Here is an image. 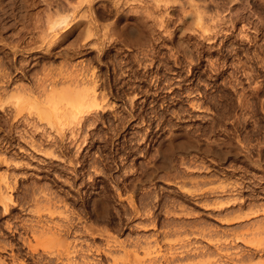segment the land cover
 Wrapping results in <instances>:
<instances>
[{
	"label": "rangeland",
	"instance_id": "1",
	"mask_svg": "<svg viewBox=\"0 0 264 264\" xmlns=\"http://www.w3.org/2000/svg\"><path fill=\"white\" fill-rule=\"evenodd\" d=\"M14 1L11 0L8 3L12 2L11 4H13ZM261 1L264 4V0ZM3 2L4 0H0L2 16L0 17V34H4L5 38L9 36V40L14 41L12 36H17L15 33L22 25L15 15L16 12H20V8L17 4H13V7L11 4L7 5L5 3L7 0ZM98 2V4L104 3L103 0ZM244 32L249 33L247 35L244 33L245 37L243 32L241 33L242 41L238 37L239 35H236L228 39L229 41L224 38V42H227L229 46L232 43L238 45L240 43L242 50H248L249 53L256 52L258 46L256 41L258 40L259 44H264L262 35L257 38L253 37V35L256 36V32L252 30L248 29ZM253 38L256 41H253ZM9 40L5 39L3 44L0 42L2 44H0V59L11 63L15 55L9 48L13 44L9 43L11 42ZM216 42L220 43V41L214 43L204 41L199 45L202 52H198L191 41L186 44L184 50L181 47L183 54L181 51L180 53L176 52L174 59L171 57L172 53L167 50L171 48L170 42L161 46V52H157L153 59L152 56H144L128 48L119 50L120 46L109 50L101 61L92 59L91 66L94 65L95 70L104 79L108 78L109 82L98 90L100 92L98 103L101 105L98 113L96 112V115L95 113H85L81 123H78L79 120L76 119V123L79 125L75 123L76 120L72 119L71 122V117H65L62 120L63 124L58 126V123L48 126L45 119L44 121L41 119L42 121L39 122L36 115L32 116L27 112L28 110H17L14 107L15 99L9 98V91L12 87H8L9 94L5 92L6 96L3 97L2 103L3 107L10 112L0 111V190L5 189L7 183L13 185L8 190L16 204L8 213H5L0 202V245H4V242L5 245L11 242L13 245L16 244L14 247L20 246L18 258H23L27 248L22 246L19 237L20 231L23 230H21V224L34 220L37 218V214L31 210L29 212L24 210L17 203L28 201L26 206L30 207L33 203L30 202V195L34 189L40 187L51 198L54 197L55 200L60 198L61 200L59 203L56 202L59 208L55 207V209L58 210L51 209V217L55 221L61 222L68 215L72 217L75 212H78L81 216L83 215L84 224H95L100 230L110 231L108 234L110 233L111 240L110 238L106 239V236L96 239V243L98 242L103 248L111 250L112 253L116 251L113 253L117 257L114 258L115 260H111L110 256H101L104 258L105 264H240L236 258L241 256L244 257V264H264V230L244 228L245 226L247 228V222L251 216L248 219L227 221L223 212L234 213V208L238 207L236 204H232L234 208L231 205L232 207L225 210L209 204L213 203V198L217 199L216 196L227 199L226 194H222L223 197L220 196L221 194L210 193L211 188L224 186L230 180L231 182L235 181V178L239 176L237 173L235 175L224 173L225 177L228 176L226 178H231L227 180L222 176L224 180L223 183H220L222 178L213 176L210 178L211 174L221 172V167L228 169L230 164L234 167L248 168L244 163L230 158L223 166H220L215 156L208 155L200 159L203 160L204 166H208L207 169L191 168L187 169L189 171L187 173L184 172V167L180 162L183 153L181 152V154L179 149H174L163 167L154 168L162 159L161 145L179 139L180 144L195 139L206 145L212 143L213 147L223 150H228L232 146L242 149L243 145L244 149L246 147L248 149L249 146L252 150L250 154L254 157L259 151L257 149L262 146L264 149V101L260 102L264 100V91H262L264 90L262 87V85L264 86V66L258 64V67L255 64L253 67L257 71V73L253 72L254 77L259 75L254 80L258 84L260 83L262 92L259 91L258 96V93H252L248 82L242 79L241 82L236 81L235 89L239 88L240 92L237 94L236 90L229 85L236 84L235 82L231 83L233 79L228 76L230 66L228 69L225 66L227 71L217 77L211 72L209 65L216 63V60L220 61L217 63L222 65L224 57H226L224 61L231 57L227 51L219 52ZM188 46H191L193 51H190L191 47ZM188 50L187 54L193 59L184 54ZM94 53L92 54L95 55ZM28 55L24 51L16 54L18 59H25ZM91 55L79 57L77 60L87 59ZM31 56H35L40 62L37 63L35 70H41L43 63L53 67L54 70L62 64L59 59L49 64V59L44 57L43 52H36ZM244 56L243 60H245ZM177 57L179 58L177 59ZM186 59L191 63L187 64ZM177 61L179 64H176ZM193 61L194 64L196 63L195 65ZM210 61L211 64H209ZM213 66L215 65L213 64ZM227 76L231 79L229 80ZM223 77L226 78L224 81ZM17 79L20 82L17 83L18 85L30 82L28 79H23L20 73L17 74ZM226 80L230 82L225 84ZM22 81L23 83H21ZM230 87L234 90H230ZM244 88H246L245 91ZM246 91L252 94H250L252 98ZM233 92L235 93L233 94ZM241 94L247 96L241 97ZM246 97L247 99H245ZM249 97L252 101L248 100ZM240 101L245 106L239 104ZM102 105H105V109H101L104 108ZM26 116L28 120H26ZM86 117L87 119H85ZM34 120L37 123L32 122L33 124H31V121ZM34 124L37 125V128ZM31 125L35 128L32 129ZM38 126H41V130ZM33 130H37V132H33ZM31 140H37L41 145L33 148ZM193 155L195 156L194 151L187 155L186 160H191ZM200 162L198 159L196 163ZM149 169H155V172L152 171L151 181H145L139 187L135 186L144 177V172ZM247 170L249 177L254 172H259L250 167ZM193 176L197 179L193 180ZM190 178H192V182ZM208 178L209 180L215 179V181H209ZM216 179L218 180L216 181ZM91 180L95 183L93 186L90 184ZM126 183L130 184L127 188L124 187ZM182 183H186L187 186L184 185L189 191L185 189V186L182 189ZM114 184L120 187L119 192L115 189ZM249 191L250 187L244 191L247 198L250 197ZM99 195L113 207L111 205L110 210L106 212L107 215L96 221L92 216L88 200L91 196ZM128 200H133L138 209L148 214H143L141 211V215L134 213ZM66 204L67 207L64 206ZM143 208L144 210H142ZM231 208L232 211H230ZM246 210L249 212V209ZM42 212L47 214V211ZM42 212L41 214H43ZM73 212L74 214L71 215ZM45 214L43 215L45 216ZM261 215L263 217L264 213L253 215L249 220H253V218L254 220L249 222L254 223L257 221L255 217H261ZM239 222L246 225L242 226ZM83 234L82 239L76 240L75 244L85 247V242H92V238ZM71 237L68 239L69 241H73V237ZM108 239L110 242L106 241ZM33 243L38 245L41 251L43 248L40 247L48 244L43 241H34ZM10 245L5 246L6 248L0 247V256L6 264H15L8 254ZM109 245H112V248ZM54 246L52 249L51 244L52 250H55ZM256 246L263 249L255 250ZM19 259L17 260L20 261Z\"/></svg>",
	"mask_w": 264,
	"mask_h": 264
},
{
	"label": "bare ground",
	"instance_id": "2",
	"mask_svg": "<svg viewBox=\"0 0 264 264\" xmlns=\"http://www.w3.org/2000/svg\"><path fill=\"white\" fill-rule=\"evenodd\" d=\"M5 1L6 0H4V2ZM8 1L11 0H7V2L5 3H7V5L8 4L10 5L12 2L8 3ZM98 1L100 0H15L13 2V4L19 5L20 10L18 7L17 9L20 12L18 13L16 12L15 15L17 19L21 21L19 22L22 23V25H20V28L17 30V32L15 31L16 32L15 34L17 36H12L15 39V40L13 39L14 41H11L12 39L9 40V36L8 38H5L4 34L3 35L0 34V42L1 43L5 42V39L11 41V42L7 41V42L13 43L9 48L10 50H12L15 56L18 52L21 51L27 52V54L29 55L25 59H18L17 56L15 57L13 55L14 57L12 58L11 63H8L0 59V111L2 110L7 112L9 111L3 107L2 100L4 99L3 97L6 96L5 95L6 93L9 94L7 92L8 87H12L10 89L11 91H9L10 92L9 98L13 97L12 99H15L14 107L17 110H21V109L28 110L27 112H29V114H31L32 116L36 115V118H38L39 122L42 120L44 121L45 119L47 122L46 124H48V126H52L50 124H57V123H58L57 126L60 125L65 117L67 118L71 117L70 119L71 122L72 119L73 120L77 119L79 120L78 123H81L80 121L83 119L85 113L86 114L95 113L96 115L98 113L97 111L99 110V106L101 107V105H99L100 103H98V99L100 97V92L98 90L100 87H102L104 84H106L109 81L107 80L108 78L104 79L103 76H101L95 70V68L93 67L94 65L91 66L92 63L91 60L96 59L98 61H101L102 57H105V55L108 54L109 50H111L115 46H120L119 50L120 48L123 49L128 48L129 50L136 51L141 55L152 56L151 58L153 59L154 55L157 52H161L162 49L160 47L170 42L171 48L167 50L172 53L171 57H173L174 59V57H176L175 54H177L176 52L179 51L178 53H180L181 47L182 49L183 48L185 49V47L187 46L186 44L191 43V41L198 52L199 51L202 52V49L199 47V45L202 44L204 41H208V43L209 42L214 43L215 41H220V43L216 42L218 44L219 52L227 51V53L231 57L226 59L225 61L224 59L226 57H224L222 65L220 63L218 64L217 62L220 61L216 60L217 62L214 61L216 63H213L215 65L213 66V64H211V61L213 60H211L209 62V64L211 65L209 64L208 65L211 66L212 74L213 75L215 74L216 77L220 76L224 74L225 71H227L228 67L230 66V68L228 69L230 70V72L228 71L229 72L228 76H231L233 79V81L231 80V83L234 82L236 83L232 85L229 84L231 87L235 89L237 86L236 81L241 82V80L244 79L246 80V82H248L249 84L248 86L252 88L251 90L252 93L256 94L259 91H261L260 83L258 84L257 82H255L256 80H254V78H256L259 75L254 77L255 75L253 72L256 71V69H254L253 67L255 64H257V66L258 64H262L261 66H264V44L263 45L259 44L258 40L256 41L253 38V41L255 40L258 45L257 50L254 53L251 52L249 53L247 52L248 50L247 51L245 50L246 52L242 50L243 48L240 45V43L239 45L236 43H232L229 46L227 42H224V38H227V41H229L228 39H231L233 36L236 35H239L238 37L240 38L242 32H243V36L245 34L247 35L249 32L246 33L244 31L248 29L256 32V36L253 35V37L259 38V36L262 35L264 41V36H263L264 35V6H263L264 4L262 3L261 0H103L104 1V3L102 2L103 4L102 3L98 4L99 3ZM13 4H11L12 7ZM4 13L2 14L4 15ZM0 17H2L1 14ZM15 34H11V35H15ZM11 35L10 38H12ZM260 39L262 40L261 37ZM240 40L242 41L243 38L242 39L240 38ZM6 44L7 43H5V45ZM5 45L3 46L5 47ZM191 50L192 47L190 48V51ZM243 51L245 52V56ZM36 52H43L44 57L49 59V64L50 62L52 64V62L55 60L58 59L61 60L62 61L60 62L62 63L61 66L57 67V69L54 70L53 67L51 68L49 66H46V63H43L41 64L42 65L41 70H35V67L37 66V63L39 61L38 59L35 58V56H31V55H33ZM188 52L189 50L187 52L186 51L184 52L186 57L188 55L187 54ZM92 53H94L95 55H93ZM89 55L91 56L87 59L83 58L81 60L80 59L77 60L79 57H84ZM241 55L245 57V60H243L244 58L243 56L241 57ZM189 56L190 55H188V58ZM178 58L179 57H177V59ZM191 58L193 59V57ZM192 59L190 60L192 61ZM179 61H177L178 63L176 64H179ZM151 63L152 62L150 61V64ZM186 63L188 64L191 62L189 61L187 62L186 59ZM248 64H251L252 66ZM225 66H227L226 67L227 69L224 68ZM18 73H20V76L22 75L23 79L26 80L28 79V81L30 80V82L32 83L29 82L30 83L29 84L27 82L28 84L25 83L18 85L17 83H20L18 82L17 79ZM255 73H257V71ZM233 77H235L236 80ZM212 78L214 79V76ZM20 79L21 78H19V80ZM224 79L226 78L223 77L222 80L224 81ZM228 79L230 80L231 78ZM229 80H226L225 84H227ZM21 83H23V81ZM262 87L264 86L262 85ZM233 88H231L230 90H234ZM246 88H244V91L246 90ZM237 89L239 90V88ZM238 90H236V93L239 92ZM246 92L248 93V91ZM234 93L235 92H233V94ZM243 94L245 93L243 92ZM243 94H241L240 96L241 97L247 96V95L244 96ZM259 94L260 93H258L257 96ZM251 95L250 97L252 98ZM135 96H137V94ZM249 98L248 100H251V98L250 99ZM245 99H247V97ZM241 101L239 104H242ZM263 101L264 100L260 102L262 103ZM261 105L263 106V104ZM104 106L102 105V107ZM198 106L200 105L198 104ZM242 108L244 109V107ZM101 109H105V107ZM22 118L24 119L25 117ZM26 118H27L26 120H28L27 116ZM85 119H87V117ZM77 120L75 121V123L77 122ZM32 122L35 123L36 121L35 120L31 121V124H33ZM36 126L37 125H35V127ZM33 127L34 126H32V129ZM34 130L33 132H37V130L36 131ZM42 133L44 134V131ZM185 139L187 140L188 138ZM176 141L163 143L161 145L162 146L161 147L162 159L160 162L161 164L157 163L156 166L154 167L155 169H157L160 166L163 167V165L167 163L174 149H179L180 153L181 152L183 153V156H181L180 158V162L181 165H183L184 167L185 170L184 172L187 173L189 172L187 171V169H191V168L196 170L197 168L207 169L208 166H204L203 160L200 159H203L208 155L215 156L220 166H223L230 158H233L235 161L244 163L245 167L253 168L254 170L259 171L260 173L253 171L254 173L251 175V177H249L250 175L248 176L247 174L248 168L243 169L242 166L234 167L231 164L229 165L228 169L221 167L220 168L221 172H216L214 174H211L210 178L213 176L214 178L217 177L220 179L222 178V176L224 178L225 174L235 175V173H237L239 176L235 178L236 179L235 181L231 182L230 180L224 186H221L219 188H211L209 190L210 193H217L219 195L221 194L220 196L223 197L224 195L222 194H226L225 197L227 196V199L226 198L222 199V197L216 196L215 198L217 199L214 200L213 198V203H209V204L215 205L216 208L218 209L224 208V210L229 207H232L233 206L232 204H236L238 206L235 207L236 209L234 208V206L232 207L235 210L234 213L232 212L226 214L225 213L226 211L223 212V214L225 215L224 217L229 222H232L234 220L235 221L242 220L244 218L248 219L250 216L252 217L253 215H257L258 213H264V186H263L264 149L262 148L263 146L257 149V151L258 150L259 151L257 153V156L254 157L250 154L252 152L251 148L248 146V149L247 147L244 149L243 144H242L243 145L242 149H240L241 147L237 148L232 146L231 148L229 147L230 149L228 150L227 149L223 150L221 148L213 147L212 143L206 145L195 139L194 141L187 140L186 142H183L181 144H180V139L177 141L178 143ZM30 143L33 148H37V146L41 145V143L39 141L37 142V140H31ZM240 146H241V142H240ZM192 151H194L195 156L194 155H193L194 157L191 156L192 157L191 160H186L187 155L192 153ZM45 152L47 153V151ZM48 154L51 155V153ZM198 159L199 162L201 161L200 162L201 164L196 163ZM155 169L153 170L149 169L146 172H144L145 173V174L143 173L144 177L141 178L140 180L138 179L139 182L135 184V186L139 187L143 182L151 181L150 178L152 176V171H154ZM189 176L191 177V175ZM189 176H187V178H189ZM192 178L193 180H195L196 177L194 178L193 176ZM192 178H190L191 182H192ZM223 178L221 179L222 182L220 183H223L224 180ZM230 178H226V179L228 180ZM204 180H202L203 183ZM217 180L218 179H216V181ZM196 181L198 182L199 179ZM209 181H215V179L214 180L211 179ZM91 182L90 184H92L93 186V184L95 183L92 180ZM197 182H193V183L196 184ZM193 183L191 184L193 185ZM182 184H183L181 186L182 189L187 186L186 183H182ZM129 185L130 184L126 183L124 187L127 188ZM12 187L13 185L11 186L10 183H7L5 189L0 190V202L2 203V209L5 213H8L13 208L12 206L16 204V201L13 200L11 197L10 190H8L11 189ZM115 187L117 192H119L120 187H118V185H115ZM249 187H250V191H249L250 197L247 198L244 195V191L246 188ZM185 189H187V187ZM30 196H31L30 198L31 201L30 200L29 201L33 202L31 203L32 205H30V207L26 206V203L28 201L17 203V205H20L21 208H23L24 210H28V212L31 210L37 214L36 215L37 218H35L34 220L30 221L29 223L21 224V230L22 229L23 230L20 231L19 237L22 242V246L27 248V250L23 254V258L21 259H19L20 257L18 258L19 256L18 254L21 249L20 246L14 247L16 246V244L13 245L11 244V242H10L11 245L7 244L8 246L10 245L9 247L10 252L9 250H7L9 252L8 253L9 257H11V259L14 261L15 264H105L103 262L104 255L110 256L111 260L117 258L115 254H113L116 251L112 253L111 250L109 251L106 248L100 246L98 242L96 243V239L100 236L102 237L106 236V239L110 238L111 237L109 235L110 233L108 234V232L110 231L100 230L99 228H97L95 224L94 225L96 227L93 224H89V225L84 224L83 222L85 221H82L83 215L81 216L80 213L78 212H75L76 215L74 214V212L71 214V215L74 214L75 216L73 215L72 217H70V215H68L67 216L68 219L66 218L63 219L61 222H57L51 217V209H55V207L59 208V205L56 202L59 203L61 201L60 198L56 200L53 199L54 197L51 198L50 195L45 193L44 190H42V188L40 187L38 189H34L33 193ZM88 202L91 206L90 210L92 212V216L95 217L96 221H98L100 217L107 215L106 212L110 210L109 208L112 205L111 201H110L111 205H109L106 199H103L100 195L91 196ZM129 203L132 211L136 214H140L141 210L138 209L134 201L128 200V204ZM64 206L67 207V204ZM232 208L230 209V211H232ZM245 208L249 209V212ZM130 210L129 212H131ZM142 210H144V208ZM42 211H47V214L43 213ZM228 211L229 209L227 210V212ZM41 212L45 214V216L41 214ZM141 212H143V214L146 215L148 214L145 213L144 211ZM219 213H221V210H219ZM263 217L262 215L261 217L260 216L255 217L257 221H255L254 223H250L254 220V218L253 220L251 219L252 221L249 220L250 219L249 218L247 222L248 223L247 228L245 226L246 224L242 225L240 222L239 224L245 226L244 227L245 229L253 228V229L264 230ZM123 222L125 223V221ZM104 231L105 232L107 231V233L105 234ZM83 233L89 235L92 238V242H85L86 243L85 247L84 245L78 246V244H75L76 240L82 239V235H84ZM70 236L73 237V241L68 240ZM86 240L88 241V239ZM34 241L35 242L43 241V243L47 242L48 244L47 246H45L46 244L45 245L43 244L44 246L41 245L43 246L40 247L43 248V251H41L38 245L33 243ZM106 241H109V239ZM5 244L6 243L4 242V245L2 246L0 245V247L6 248L5 246L7 245ZM51 244H52V249H53V245H55L54 246L55 250L51 249ZM109 246H111L112 248V245ZM256 249L261 250L263 248L260 249V247L256 246L255 250ZM236 255H238L237 252ZM101 256L103 257L101 258ZM17 259H19L20 261H18ZM236 260L240 264H244L245 261L243 256L237 257ZM0 264H6L5 260L2 259L1 256H0Z\"/></svg>",
	"mask_w": 264,
	"mask_h": 264
}]
</instances>
